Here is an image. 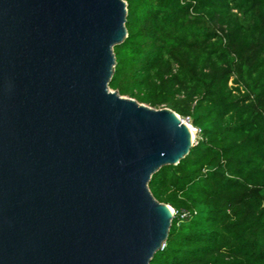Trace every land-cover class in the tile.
Returning a JSON list of instances; mask_svg holds the SVG:
<instances>
[{
  "label": "water",
  "instance_id": "obj_1",
  "mask_svg": "<svg viewBox=\"0 0 264 264\" xmlns=\"http://www.w3.org/2000/svg\"><path fill=\"white\" fill-rule=\"evenodd\" d=\"M125 0H0V264H150L173 207L149 181L187 121L109 86Z\"/></svg>",
  "mask_w": 264,
  "mask_h": 264
},
{
  "label": "trees",
  "instance_id": "obj_2",
  "mask_svg": "<svg viewBox=\"0 0 264 264\" xmlns=\"http://www.w3.org/2000/svg\"><path fill=\"white\" fill-rule=\"evenodd\" d=\"M125 1L109 86L200 129L149 181L176 211L150 264H264V0Z\"/></svg>",
  "mask_w": 264,
  "mask_h": 264
},
{
  "label": "built area",
  "instance_id": "obj_3",
  "mask_svg": "<svg viewBox=\"0 0 264 264\" xmlns=\"http://www.w3.org/2000/svg\"><path fill=\"white\" fill-rule=\"evenodd\" d=\"M184 119V118H183ZM186 121H188L189 123H191V121H190V118L189 117H186ZM185 120V119H184ZM192 125V124H191ZM193 130H194V132H197V133H199V131H200V129L199 128H197V127H195V126H193ZM196 142V141H195ZM173 212H174V215H175V213H176V211L173 209ZM190 214V212L188 211V210H182L180 213H179V215H180V217L181 218H186V217H188V215Z\"/></svg>",
  "mask_w": 264,
  "mask_h": 264
},
{
  "label": "rangeland",
  "instance_id": "obj_4",
  "mask_svg": "<svg viewBox=\"0 0 264 264\" xmlns=\"http://www.w3.org/2000/svg\"><path fill=\"white\" fill-rule=\"evenodd\" d=\"M185 120H187L186 118H184ZM188 122V121H187ZM189 123V122H188ZM190 125H191V123H189ZM192 127H193V125H191ZM193 132H194V130H193ZM198 133L197 132H194V143H195V141L198 139Z\"/></svg>",
  "mask_w": 264,
  "mask_h": 264
},
{
  "label": "bare ground",
  "instance_id": "obj_5",
  "mask_svg": "<svg viewBox=\"0 0 264 264\" xmlns=\"http://www.w3.org/2000/svg\"><path fill=\"white\" fill-rule=\"evenodd\" d=\"M186 121V120H185ZM188 123V122H187ZM188 126L191 130V136H192V140H194V132H193V127L188 123Z\"/></svg>",
  "mask_w": 264,
  "mask_h": 264
}]
</instances>
